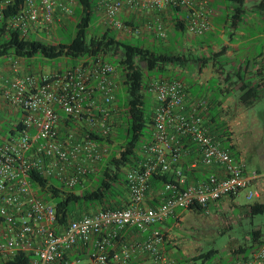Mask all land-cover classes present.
<instances>
[{"label":"built area","instance_id":"1","mask_svg":"<svg viewBox=\"0 0 264 264\" xmlns=\"http://www.w3.org/2000/svg\"><path fill=\"white\" fill-rule=\"evenodd\" d=\"M15 1L1 0V10ZM75 6L74 0H23L21 10L7 21L6 29L22 39L39 33L49 38L57 16L70 18ZM176 8L186 12L185 25L191 35L202 36L209 31L207 9L200 0L97 3L105 23L114 30L126 28L117 20L123 9L164 12ZM153 26L147 27L148 31L164 40L161 22ZM17 67L13 62L11 76L0 71V97L23 113L20 129H14L0 144V263L83 264L81 253L87 257L84 264H128L135 252H142L156 264H171L161 252L164 235L160 227L174 218L177 210L196 206L205 212L221 199L238 195L258 177L256 172L246 175L243 165L222 147L209 131L200 107H186L182 82L151 80L148 92L155 102L151 137L140 146L136 167L126 174L129 205L78 215L65 225L59 224L53 205L36 195L28 173L36 172L71 190L107 157L106 146L91 137H108L116 124L117 74L100 58L84 59L64 71L46 75H19ZM187 144L197 151L191 168L209 171L203 179L188 181L181 167ZM156 174L170 175L173 181L162 185L160 203L148 207L144 200ZM255 196L250 192L247 200ZM127 229H151L150 238L123 244L111 255L115 240ZM231 264H264V247L246 260Z\"/></svg>","mask_w":264,"mask_h":264},{"label":"crops","instance_id":"2","mask_svg":"<svg viewBox=\"0 0 264 264\" xmlns=\"http://www.w3.org/2000/svg\"><path fill=\"white\" fill-rule=\"evenodd\" d=\"M200 2H203L206 6V16L210 22L209 31L202 36H193L187 30L176 32L170 22V18L173 16L170 10L149 12L123 9L117 20L132 27H135L134 25L137 24L136 20L139 17L141 20H146V17L155 19L152 22L154 26L161 16L168 20L170 31L168 40L164 43L158 42L160 39L153 31L155 36L147 32L140 40L137 38L138 34L133 33L126 38H128L127 40L133 38L134 41H141L143 45L149 48L157 46L160 49L170 50L172 49V42L175 44L173 53L182 55L184 63L180 66L169 67L168 72L161 80H176L183 83L186 107L188 109L200 107V114L209 131L219 140L222 147L243 165L245 174L252 172L258 174L257 179L252 180L247 189L248 193H256L254 198L259 200L258 204H264V182H262L264 176L257 171L246 169L244 160V156L250 150V147H256L262 138V134H264V121L261 122L259 119V117H264V110L260 111L261 116L253 110L259 104L264 107V45L260 46L262 39H264V13L258 8V4L264 2V0H242V4H238L233 0H200ZM257 11L261 13L259 18L253 14ZM181 15L185 17L186 12L184 10L180 11L179 16ZM230 20L231 24H229ZM68 21L72 22L73 18L69 19L58 15L55 28L63 29ZM152 35L158 39L156 42L153 41L154 39H150ZM36 37L40 39V33ZM147 41H152V43H147ZM15 61L18 64L17 72L19 75H46L61 71L55 69L43 71L41 63L39 64V70L35 71L34 64L30 60L23 62L13 56H4L0 57V71L3 75L11 76L13 74L11 67ZM116 84L118 85L117 76ZM247 87L252 88L257 94L253 101L250 98L247 99L246 105L243 102L242 95ZM154 107L155 102L152 101L151 108L154 109ZM0 111L14 117V120L10 123L9 135L2 141L4 143L12 135L10 132L14 131L15 126L22 120L23 113L19 109L8 106L1 97ZM116 121H118V116ZM246 132L249 136L243 138V133L246 134ZM150 137L148 140L143 141L141 145L147 143ZM247 143H249V146H247ZM192 147L194 146L187 144L186 153L181 160V167L186 171L188 179L200 180L205 178L209 171L202 167L191 168L192 163L197 159V154L190 150ZM259 154L264 155L262 147ZM138 156L140 159V153ZM91 186H93V183L87 178L80 185L79 191ZM161 191L162 185L151 184L144 205L148 207L157 206L160 203ZM238 195L233 198H223L211 207L218 210L223 205L224 208L239 209L241 206L234 203ZM113 204H116L118 208H126L129 205L126 188L124 195L114 200ZM241 211L247 214V205L241 207ZM191 212L190 210H177L175 217L168 219L160 229L171 230L175 227L177 219L180 220ZM150 233L151 229L145 232L133 229L120 232L117 240H115L114 247L110 250V254L119 252L123 244H136L148 240ZM79 258L81 263H86V254L80 253ZM128 264L156 263L147 254L135 252Z\"/></svg>","mask_w":264,"mask_h":264},{"label":"trees","instance_id":"3","mask_svg":"<svg viewBox=\"0 0 264 264\" xmlns=\"http://www.w3.org/2000/svg\"><path fill=\"white\" fill-rule=\"evenodd\" d=\"M22 1L16 0L12 5L0 9V57L13 56L17 59L30 60L40 56L46 60L67 58L78 62L88 58H100L110 64L116 73H120L121 85L125 87L127 94L125 102L119 100L116 95L115 108L118 116L116 123L118 122V124H114L111 134L104 139L96 136L91 137L105 145L106 148L113 143H118L117 149L109 155L106 161H101L99 167L96 166L94 171L87 176L93 186L79 191L80 185H77L68 190L59 186L57 182L45 179L33 171L28 173V180L39 198L48 203L54 201L53 207L57 220L62 225H65L70 219L77 218L78 215L90 214L97 210L120 209L116 207V204H113V201L122 197L125 188L127 189L126 174L130 169L136 167L139 160V149L146 137V128H150V133L152 131L154 109L147 108L144 97V92H148L150 83L148 80L160 81L168 72L169 67L180 66L184 63L183 56L157 46L155 48L146 47L137 40L134 43L131 40L118 39L114 34H111L110 30L90 33L94 16L98 12L97 3L99 0H75L76 9L73 15H77L78 18L74 26L75 35L69 44H48L33 37L22 39L17 32L6 29L7 21L21 10ZM233 1L242 4V0ZM258 8L264 13V2H260ZM170 11L173 13L170 21L174 30L185 32L187 30L185 17L179 16L182 9L176 8ZM138 64H143L144 69L141 70ZM256 94L252 88L247 87L242 95L244 104L249 98L253 101ZM59 115L64 118L63 114L59 113ZM14 129L19 130L20 123ZM10 133L13 134L14 131ZM190 150L197 153L195 147ZM171 181H173V177L170 175L156 174L151 178L150 185H163ZM188 181H196V179H188ZM151 207H155V205ZM247 209L250 216L264 215V204L247 205ZM189 210L203 213V210L196 206ZM249 239V244L231 250L230 263L228 264L246 260L258 249L264 247V234L261 230H251ZM218 254V250L211 249L207 252H200L191 258H184L180 264H216ZM26 261L23 260V263ZM19 263L11 260L0 264ZM220 264L226 263L221 260Z\"/></svg>","mask_w":264,"mask_h":264},{"label":"rangeland","instance_id":"4","mask_svg":"<svg viewBox=\"0 0 264 264\" xmlns=\"http://www.w3.org/2000/svg\"><path fill=\"white\" fill-rule=\"evenodd\" d=\"M74 8H76V6ZM253 14L257 18L261 16V13L258 11L254 12ZM72 18L73 21L66 22L63 29L55 28L49 38L44 33H40V37L48 44H69L75 35L74 26L78 17L77 15H72L69 19ZM105 21L106 20L103 14L98 11L94 16V22L91 25L89 32L100 33L110 30L111 34H114L116 38L123 40L128 39L126 37L131 34L130 29L139 31L137 35L139 40L143 35H146L147 32L155 36L152 31L147 30V27L154 25L152 22L155 21V19L153 20L152 18L146 17V20H141L139 17L136 20L137 24L134 25V28L131 25L122 23L126 27L123 30H114L110 28L105 23ZM158 21L161 22L167 38H165L163 41H160L157 38H154L152 35L150 36V39H154L153 41L155 42L158 40V42L164 43L168 40L170 25L164 16L159 17ZM229 24H231V20L229 21ZM33 38L36 39L38 37L33 36ZM130 39L134 42L133 38ZM139 42L141 43V41ZM147 43L151 44L152 41H147ZM171 45L172 49L169 51L173 52L175 49V44L172 42ZM261 45H264V39H262L260 46ZM258 50L260 51L259 48ZM21 61L26 62L27 59H21ZM30 62L34 64L35 71L39 70L40 63L42 65L41 69H43V71L50 69L64 71L67 67H72L78 63L77 60L67 58L46 60L40 56L30 59ZM138 66L141 68V70L144 69L143 64H138ZM116 74L118 80L116 95L119 100L125 102L127 100L126 89L123 85H121L122 78L120 73L118 72ZM150 80L151 79L148 80V83ZM144 97L147 108H151L153 96L149 92L145 91ZM253 110L258 112L261 116L262 113L260 111L264 110V107H261L259 104V106H256ZM259 119L261 122L264 121V117H259ZM13 120L14 117L7 115L3 111H0V143H2V141L9 135V130L11 129L10 123ZM145 132L146 137L144 138V141L148 140L150 137V128L147 127ZM248 136L249 134L247 132L246 134L243 133V138H247ZM117 146L118 143H113L111 146H108V155L107 157H104L102 161H106L109 155L117 149ZM247 146H249V143H247ZM261 147L262 150H264V134H262V138L260 139L259 143H257L256 147L252 146L247 153L245 152L246 154L244 156V160L246 169L249 171H257L262 176H264V155L259 154ZM97 167H99V164ZM262 182H264V178H262ZM247 196L248 189H245L241 191L235 198L234 203L241 207L259 203V200L255 198L253 200L247 201ZM49 203L53 205L54 201H50ZM222 206L218 210H215L210 206L207 211L203 213L192 211L182 219H177L175 222V227H173L171 230H162L164 235V244L161 247V252L163 250L162 254L164 258H166V260L171 264H180V261H182L184 258H191L200 252L203 253L214 249L218 250L219 252L216 264H220L221 260L228 264L230 263L229 256L231 254V250L237 249L238 246H243L250 243L249 233L251 230L260 229L262 234H264V215L250 216L248 213H242L241 207H239V209L232 210L231 207L224 208Z\"/></svg>","mask_w":264,"mask_h":264}]
</instances>
